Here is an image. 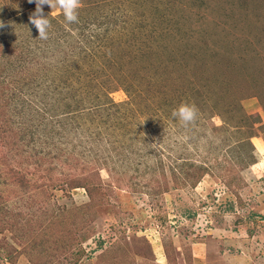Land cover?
I'll list each match as a JSON object with an SVG mask.
<instances>
[{
	"label": "rangeland",
	"instance_id": "obj_1",
	"mask_svg": "<svg viewBox=\"0 0 264 264\" xmlns=\"http://www.w3.org/2000/svg\"><path fill=\"white\" fill-rule=\"evenodd\" d=\"M81 2L85 8L78 11L79 18L104 14L116 22H102L104 24L85 30L91 34V41L96 39V33L99 36L104 33L116 56L122 53V58H116L121 62V71L112 73L118 67L112 68L108 92V98L114 102H127L121 108L126 119L122 118L121 129L114 132L124 146L118 145L120 148L116 149L138 148L135 153L128 154L129 158L148 150L160 153L165 164L167 188L163 193L149 195L152 177L160 173V169L154 171L153 158L140 164L137 173L132 167L129 174H135L134 177L126 178L128 186L119 188L116 179L122 167L117 168V173L111 172L113 159L105 160L109 170L100 153L98 161L94 162L100 164L99 175L106 195L101 204L90 208L81 207L88 202L83 188L66 191L50 185L45 192L39 189L26 192L29 190L4 183L6 180L0 177V182L4 181L0 183L4 198L0 200L2 211L20 212L33 218L27 229L15 228L19 238H14L10 229L0 228V264H72L74 260L69 262L66 257L71 252L82 253L75 264H158L155 263L157 259L163 260L162 264H169L164 247L171 251L174 264H264V154L260 155L257 146L264 140V107L258 97L240 96L244 91L241 83L250 84L254 89V70L264 67V4L260 15L255 16L253 7L245 10L241 0ZM43 11L60 15L58 9L51 12L47 5L43 6ZM63 21V26L73 35L80 32L64 18ZM160 31L163 32L161 37ZM187 42L198 44L204 53L207 51L208 60L201 69L209 77L216 76V80L202 87L200 84L205 81L196 79L200 81L196 84L204 95L200 97L197 93L195 99L190 100L205 109L200 110L198 120L185 127L161 103L164 97L176 98L174 91L179 87L181 77L192 79L189 69L193 68L194 61L184 52ZM219 58L231 63L225 69L221 66L222 72L215 64ZM50 60L53 63L55 57H48L47 61ZM232 64L235 67L233 77H228V68ZM239 73L247 81L242 82ZM122 81L125 85L120 83ZM58 82L61 85L59 79ZM124 86L130 92L124 91ZM260 93L264 98V93ZM101 98L105 100L106 97L102 94ZM201 99L209 106L218 103L223 118L211 116ZM236 101H240L244 113L251 116L244 123L252 122V129L227 125L244 124L237 122V113L232 111ZM226 107L228 112L224 111ZM154 108L170 117L155 113ZM93 128L95 125L91 124L92 132ZM100 129L104 131L103 126ZM249 130L254 132L250 138L254 146V163L246 165L241 157L236 160L234 157L237 141ZM255 137H258L257 141ZM81 148L79 145L77 150ZM85 149L88 152L89 149ZM110 154L108 157L112 158L114 150ZM91 155L94 156L93 151ZM242 157L246 158L244 150ZM182 160L204 162L209 174L195 186L175 185L170 179L172 169L181 165ZM239 165L246 166L240 168ZM29 168L28 179L43 183L49 178L44 169L34 172ZM90 173L94 175L93 171ZM94 178L99 180L97 176ZM133 181L138 184L133 185ZM43 215L47 218L45 221H49L46 222L48 228L42 230ZM18 218L12 216V220ZM67 228H73L76 234L74 239L70 236L71 247L63 252L66 244L60 240H68L65 236Z\"/></svg>",
	"mask_w": 264,
	"mask_h": 264
},
{
	"label": "trees",
	"instance_id": "obj_2",
	"mask_svg": "<svg viewBox=\"0 0 264 264\" xmlns=\"http://www.w3.org/2000/svg\"><path fill=\"white\" fill-rule=\"evenodd\" d=\"M253 1L241 0V4L245 10L253 7L255 16H259L264 1ZM35 8L36 6L29 3L28 0H0V21H3L5 25L0 28V177L6 180L0 183H10L23 191L24 189L29 190L26 192L38 189L45 192L50 185L62 187L66 191L83 188L88 196V202L81 207L90 208L101 204L106 195L99 175L100 168H98V165L100 164L94 162L98 161L97 158H99L100 153L103 164L105 160L113 159L114 165L111 172L117 173V168L122 167L117 173L119 177L116 179L119 188L120 186H128L125 182L126 178L130 180L134 177L135 174H129L132 167L137 173L140 164L148 163L149 159L153 158L155 160L154 171L160 169V173L156 176L153 175L152 182L149 184L152 192L150 191L149 195L163 193V189L167 188V178L163 170L165 164L160 153L148 150L129 158L128 154H132L138 148L130 151L116 149L120 148L118 145L124 146L122 140L119 136H115L114 132L116 129H121L122 118L126 119V116L121 113V108L125 104L127 105V102H114L108 98V92L111 88L109 83L112 73H120L121 62L116 60L118 56H116L112 44L105 39L104 33L102 36L96 33V39L91 41V34L85 32L93 25L104 24L102 22H116L104 14L90 16L88 14L84 19L78 17V23H68L80 31L75 36L72 31H68L65 28L66 26H63V15H52L44 11V14L48 15L50 28L48 29V39L41 40L38 38V31L28 19ZM84 8H79L78 11ZM183 26L185 27L184 22ZM151 29L154 31L155 28ZM90 31L96 32L95 30ZM166 31L169 32L170 28H166ZM162 34L163 32L160 31L158 35L161 37ZM186 39L184 38V40ZM145 43L147 45L151 44L150 42ZM184 46L186 47L184 49L185 54L194 61L193 68L189 69L191 70L192 79L190 76L181 77L179 73V78L181 77L179 87L177 86L176 91H174L177 93L176 98L164 97L162 100L161 104L165 106L166 110H169L170 115L181 101L184 100V102L194 104L190 99H195L197 93L200 94V97L204 95L201 89L199 91V85L196 82L200 83V81L196 79L205 81L203 85L200 84L202 87L209 86L210 82L216 80V76L214 78L209 77L206 74L207 72L201 69L208 60L207 51L205 53L200 51L201 47L196 43L187 42ZM50 56L55 57L53 63H51L53 60L47 61ZM118 58H122V53L119 54ZM215 64H217V69L220 68L222 72V68L225 69L231 63L225 58L221 60L219 58V61ZM195 65L196 68H194ZM232 65L228 68L230 73L227 74L228 77H233L231 75L235 67ZM113 67L118 68L111 73ZM188 73V70H186V74ZM238 75L242 82L247 81L242 74L239 73ZM98 79H101L100 82H98ZM254 81V89L250 84L241 83L244 91L240 96L258 97L264 107V98L261 97L260 93H264V67L261 66L254 70ZM153 82L150 83V87ZM120 83L125 85L124 81ZM123 89L130 92V89L126 86ZM225 90H227L226 87ZM102 94L105 95V100L101 98ZM201 101L207 107L211 116L217 115L223 118L218 103L213 102L209 106L208 103H205V100L201 99ZM194 105L198 109V115L201 113V109V111L205 109L199 108L197 104ZM233 107L232 111L237 113L238 123L241 124L251 119V116L244 113L240 101H236ZM227 109L229 108L226 107L224 111L228 112ZM84 111H87V114H83ZM154 112L164 113L167 118L170 117L169 114L158 108H154ZM165 116L164 119L167 120ZM86 120L95 125L93 132L91 124L86 123ZM222 121L228 123L224 119ZM227 125L239 127V129H241L240 126H249L252 129L253 123ZM102 126L104 131L100 129ZM253 136L254 132L249 130L243 138L237 141L238 149L235 153V160L241 157L240 159L245 160L246 165L254 163V146L250 141ZM79 145L82 148L77 150ZM85 148L89 149L88 152ZM112 150H114L115 155L109 158L108 155L111 156L110 152ZM243 150L246 153L245 159L242 157ZM91 151H93L94 156L91 155ZM246 165H239V167L245 168ZM29 167L34 172L44 169L49 178L45 179L43 183L28 179L27 174L31 173ZM105 167L109 168L108 165H105ZM57 171L58 173L60 171L65 172L58 175L54 174ZM91 171L94 172L93 176L90 173ZM206 174H209V168L204 162L196 163L186 160L172 169L170 179L173 183H176L175 185L189 184L195 186ZM95 176L99 180H96ZM134 182H132L133 185L138 184ZM1 193L0 191V200L3 201L4 198ZM44 210L47 209L44 208ZM12 212L4 213L0 208V228L10 229V232H13L11 235L17 238L15 228H19L18 230L21 231V227L26 228L28 222L33 218L25 217L20 212L18 214ZM12 216L20 218L12 220ZM43 219L44 222L40 224L42 230L46 229V222L49 221H45L47 218L44 215ZM79 227H81L80 224ZM76 230H79V228ZM75 234L73 228L71 230L67 228L65 236H68V240L65 241L63 238L60 240L66 244L63 252L71 247L72 242L69 241V238L71 236L74 239ZM163 250L168 263L174 264L171 251L167 247H164ZM81 256L82 253L71 252V255L66 257L69 262L73 259L72 264H75Z\"/></svg>",
	"mask_w": 264,
	"mask_h": 264
},
{
	"label": "clouds",
	"instance_id": "obj_3",
	"mask_svg": "<svg viewBox=\"0 0 264 264\" xmlns=\"http://www.w3.org/2000/svg\"><path fill=\"white\" fill-rule=\"evenodd\" d=\"M28 2H34L36 5L35 11L29 15L28 19L38 31V38L41 40L48 39V29L50 28L48 15H45L43 11L44 5H47L51 12L53 9H58L59 14L63 15L67 23H78V9L82 7L81 0H28ZM4 26V22L0 21V28ZM171 114L181 122L182 126L187 127L196 121L198 109L194 104L182 102L173 109Z\"/></svg>",
	"mask_w": 264,
	"mask_h": 264
},
{
	"label": "crops",
	"instance_id": "obj_4",
	"mask_svg": "<svg viewBox=\"0 0 264 264\" xmlns=\"http://www.w3.org/2000/svg\"><path fill=\"white\" fill-rule=\"evenodd\" d=\"M256 138V140L255 141H257V139H258V137H255ZM262 142L263 143H260V144H258L257 142V146H258V152L260 153V155H263L264 154V140H262ZM163 259H164V257H163ZM156 262L155 263H158V264H162L163 263V260H161V259H157V260H155ZM162 261V262H161Z\"/></svg>",
	"mask_w": 264,
	"mask_h": 264
}]
</instances>
